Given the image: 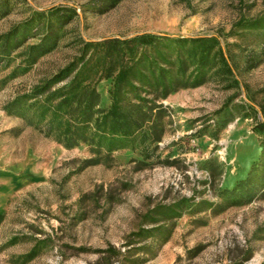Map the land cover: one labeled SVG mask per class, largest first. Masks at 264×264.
Returning a JSON list of instances; mask_svg holds the SVG:
<instances>
[{
  "label": "rangeland",
  "instance_id": "obj_1",
  "mask_svg": "<svg viewBox=\"0 0 264 264\" xmlns=\"http://www.w3.org/2000/svg\"><path fill=\"white\" fill-rule=\"evenodd\" d=\"M52 8L70 19L27 66ZM260 19L264 0H0V264H264V29L241 26ZM144 32L216 35L233 70L163 100L154 159L65 148L11 108L83 41Z\"/></svg>",
  "mask_w": 264,
  "mask_h": 264
},
{
  "label": "trees",
  "instance_id": "obj_2",
  "mask_svg": "<svg viewBox=\"0 0 264 264\" xmlns=\"http://www.w3.org/2000/svg\"><path fill=\"white\" fill-rule=\"evenodd\" d=\"M59 11L52 8L41 14L42 21L34 29L41 31V37L25 54L27 66L61 37L70 17ZM241 26L264 29V19ZM25 28L32 30L30 25ZM14 32L0 37L1 62L10 61ZM232 74L229 57L216 35L144 32L109 37L83 41L79 53L65 66L10 106L26 126L65 148L87 145L92 154H104L107 159L113 151L131 149L147 161L156 157L168 124L163 100L182 88H197L211 77ZM103 81L110 83L107 106L102 105L98 90ZM254 130L264 135V121Z\"/></svg>",
  "mask_w": 264,
  "mask_h": 264
}]
</instances>
